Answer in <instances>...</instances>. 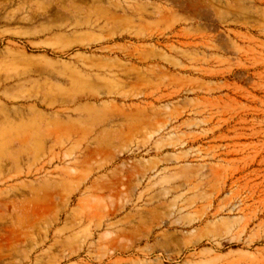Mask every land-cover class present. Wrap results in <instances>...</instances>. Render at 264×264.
Instances as JSON below:
<instances>
[{
    "label": "rangeland",
    "instance_id": "obj_1",
    "mask_svg": "<svg viewBox=\"0 0 264 264\" xmlns=\"http://www.w3.org/2000/svg\"><path fill=\"white\" fill-rule=\"evenodd\" d=\"M0 264H264V0H0Z\"/></svg>",
    "mask_w": 264,
    "mask_h": 264
}]
</instances>
